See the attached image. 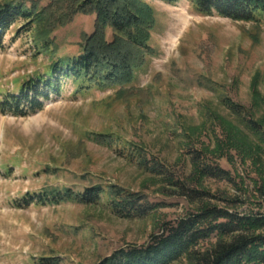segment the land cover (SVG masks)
<instances>
[{
	"label": "rangeland",
	"instance_id": "374dc122",
	"mask_svg": "<svg viewBox=\"0 0 264 264\" xmlns=\"http://www.w3.org/2000/svg\"><path fill=\"white\" fill-rule=\"evenodd\" d=\"M140 7L149 46L147 53L139 47L143 58L131 80L100 86L63 77L60 92L25 114L0 103V264H96L120 246L143 244L165 222L198 208L200 201L174 189L177 179L206 192L210 204L264 211V12L243 21L202 13L191 0H143ZM94 21V12H76L53 26L47 52L34 30L12 25L0 51V102L52 59L76 55ZM112 37L106 28L105 40ZM202 165L228 174L204 175ZM108 183L144 193L154 207L129 218L105 199H22Z\"/></svg>",
	"mask_w": 264,
	"mask_h": 264
},
{
	"label": "trees",
	"instance_id": "16d2710c",
	"mask_svg": "<svg viewBox=\"0 0 264 264\" xmlns=\"http://www.w3.org/2000/svg\"><path fill=\"white\" fill-rule=\"evenodd\" d=\"M27 1L30 2L27 4ZM142 1L49 0L45 5L32 0L0 2V51L5 47V33L16 23L20 30H34L37 46L47 52L53 44L48 36L53 26L65 24L76 12L95 13L94 30L84 37L80 51L76 55L52 59L43 73L24 81L17 93L5 94L0 102L1 109L16 114L40 109L51 93L60 92L63 77L100 86L131 80L134 66L143 58L139 47L147 53L149 46L148 33L139 29L144 21ZM191 1L202 13H217L235 20H254L259 12H264V0ZM106 28L113 31L111 40H105ZM223 100L246 125L261 131V124L245 115L241 105L229 97ZM200 157L201 152H198L193 161ZM200 171L213 177L228 174L227 170L211 165H202ZM174 184L178 194L200 201L198 208L165 222L161 232L151 234L145 243L120 246L96 264H171L184 256L188 264H264V211L245 212L210 204L203 201L207 199L206 192L191 188L180 179ZM22 199L25 204L70 199L98 203L105 199L115 214L129 218L145 217L154 207L144 193L116 183L91 185L82 191L65 188L38 196L29 193ZM211 238H214L211 244L200 247V242Z\"/></svg>",
	"mask_w": 264,
	"mask_h": 264
}]
</instances>
